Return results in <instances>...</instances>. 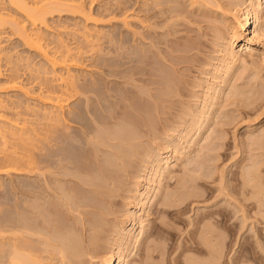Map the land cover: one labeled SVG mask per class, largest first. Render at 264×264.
<instances>
[{
    "label": "rangeland",
    "instance_id": "1",
    "mask_svg": "<svg viewBox=\"0 0 264 264\" xmlns=\"http://www.w3.org/2000/svg\"><path fill=\"white\" fill-rule=\"evenodd\" d=\"M149 1L151 0H93V2H91V0H85V6L88 11L87 15L90 13L92 14L90 18L96 21L95 25L97 26L93 25L94 22L90 20L85 22L81 18V16L78 14L73 15L71 13H65L66 15L61 16L58 14L56 15V13H54L53 16L51 15L47 16L48 18H47V22L45 23V25L36 27L38 29L36 30V32H40L43 35H47V38H49V40L42 39L41 43L44 44V46L48 45L50 41L53 42L52 44L48 45V50L50 52H55L54 50L56 47H53V46L57 39H61L64 43L68 44L70 48H74L77 46L84 47L83 50L79 49L80 50L79 54L78 53L74 54L78 58V60L80 59V62L77 64V67H71V70H72L71 73L75 74V72L73 71H76V75L79 74L80 76L82 75L83 77L87 76L86 78L88 80L89 78L90 80L92 79L91 81H93L95 85L93 82L91 83L94 88L96 89L98 88L97 90H100L101 88H103V86L105 87L106 84H110L109 85L110 88H112V86L115 88L116 87L115 85L119 83L116 88L118 89L120 87L119 90H115L114 92L109 91L111 94H113V96H115L114 94H116V92H117L116 95H119V93L121 94L120 89H123L121 87H125L123 84L124 82L120 84L121 79L116 80L115 78V80H112L113 78L110 79V77H105L104 79L105 81L102 78L100 79L96 75V70L100 69L99 65H102V64L110 65L109 64L110 62L108 63L107 61L110 59H111L110 61L115 59V61L118 60L116 61V64L118 62L120 63L118 64L119 68H132L133 67L132 65H134V63L136 64L137 67L141 66L139 62L140 56H141V54H139L140 53L139 50L143 48L142 43H141L143 40L142 34H144V32L147 31L149 32V42L152 48L150 55L152 56L154 60V64L152 65V67L155 70L160 69V66H162V64L158 61L159 58H157L156 55L154 54L155 52L158 53L159 50L156 51L155 47L156 49L158 48L160 50L161 49L167 50L165 48L166 47L165 44H163L162 42L165 43L169 41L168 40L169 38L170 40H173V38L175 37L173 40L175 42H177V40L180 41V39L181 40L186 39V41L189 39L188 42L183 40L189 45V48H188V45H187V48L185 47V44L183 41L181 42H183L185 48L183 47V44H181V42H177V45L179 47L184 48V49L182 48L183 50L185 51L188 50L187 51L188 54L186 53L187 57H185L186 61L183 60V62L185 61L184 63L188 62V64L183 63L186 66H184L183 64L179 66L181 68L184 66L182 68L184 70L180 68V70L182 71H180V74L177 72L179 75L176 73L174 77L172 75V72H170L171 71L170 69L166 71L168 67L164 65L161 67L162 69L163 67H166V69L164 68L163 71L168 72V74L174 77L175 80L178 79L176 81H179V83L182 81L180 83V88H182L183 86V89L180 90V93L177 94V97H180V100L179 98L176 97V101H177L176 103L178 105L174 103L173 104L174 106L173 105L171 106V108L172 107L174 108H172V110L168 109L170 110V112L168 113H171V114L166 113L167 115L164 114L165 117L163 115L161 116L163 117V120L160 116L150 117L149 122L151 126H148L146 128H143L141 125H139L140 120L137 117L135 118L132 117L130 119L131 122L133 121V125H136V126L138 125L139 127L138 130L141 135L140 137V135L138 134L140 138H138L139 140H137L136 143L134 144L136 147L133 146V150L136 148V150L134 151L135 152L137 151L138 154L136 155L138 156H136V159H135V156H133V158L131 157L132 160H135L136 162H138V163L136 162L134 163L133 161L132 163H134L133 164L134 166L136 165L135 174L137 173L136 175L133 174L135 175L133 176V178L135 177L134 179L135 180L138 179L139 181L134 182L133 178L129 179L131 181H128L129 183L127 182V184L125 183V185L128 187H124V188H122L123 187V184H122L121 185L122 187L120 188H122L123 190L120 189L119 192L123 194V192L125 191V193L127 194H123L122 196V194L120 195L119 193V197L129 196L128 192L130 195L134 194L135 184L143 180V178H145L146 176H149L152 164L153 165L155 164L153 162L154 158L152 156H154L156 152L160 153L161 157H164L166 155H169L171 150L175 149L176 147L177 148L180 147L179 149L183 153L182 157L183 156L184 157L182 158V160L180 158L179 161L177 162L174 161L175 163L172 162L169 166L170 170L168 169L169 172L167 171V173H165L166 175L161 180V186L159 187L158 193H157L158 199L156 198L153 203L151 202L152 204L151 206H154L155 210L152 209L153 207L150 208L151 210L149 208L146 209V212L152 211L153 214L151 213V215H149L146 212L138 213V215L141 214L140 217L144 219L142 220V223H144L143 225L149 226L150 224L149 227L147 228L145 227L144 229L153 227L150 229H154L153 231H155L154 237H153L154 239H152V237L151 239L145 238L146 236L145 233L142 235L140 234L141 236L138 235L136 244L133 243V245L129 247L128 252H126L127 259L129 261V262L127 261L126 264H169V263L170 264L171 263L172 264H203V263L210 264V262L214 263V261L216 260L218 264H264V220H263L264 218L263 217L264 216V188L263 189L261 188V191L259 188L262 186L264 187V184H263L264 183V45H262L263 43H258L256 45L257 52L255 53V56L257 55L256 56L257 59L255 58V56H253V58L250 59L240 54L242 55L241 56L242 60L239 61L240 63L237 62L235 64L236 66L235 65L233 66V68L229 72V75H227L226 78L224 76L221 77V75H219L220 76L219 78V76L216 74V71L223 68V65H224V63H222L223 61L220 56L221 55L220 50H222L223 46L225 45V43L223 45V42H226V41H221V40H224L222 36L224 35L225 31H227L229 34V32L232 31V28L234 27L236 29L238 28V24L234 25L237 22L232 18L234 15L240 16V14L242 15L246 13L252 0H248L249 3L247 0H241V1L240 0H200V1L198 0H194V1L177 0L178 2L177 1L175 2V0H170L171 2L174 1L172 2V4H170L171 6L170 8L172 9V12L173 13L174 11L176 12L175 13L176 15L174 14L175 15L174 18L172 17L173 14L171 13V9L168 6L163 7V8L162 6L155 8L153 7L152 3ZM200 2H203V3H200ZM234 2H235V5H233ZM253 2H255V0H253ZM261 2H263V0H261ZM143 4H145V6ZM149 4L151 7L149 6ZM117 5L127 8V10L124 12L123 15L119 14L116 11L118 8ZM233 6L235 10L233 8L231 9V7ZM145 7H146V10H145ZM179 7L181 8L180 11L184 10L182 11L181 16L176 11L179 9ZM219 7L225 11L223 12ZM148 8L151 11H153L151 12L152 15ZM159 8L162 11L170 10L169 12L171 14L167 12L168 14L166 13L165 14L168 16L165 15L166 16L165 17L164 12H162L161 14L160 12L161 10ZM142 10L144 12H142ZM229 10L231 11L233 10V12L229 13ZM240 10H243L244 12ZM227 11L230 15H228V13L226 15ZM0 12L7 13L8 18H9L8 20L10 21L9 23L5 24L4 29H2V31L4 32L3 37H4V44H5L4 53L9 55L10 60L12 61V64H10V66L11 65L14 66V64L18 65L19 69L17 70L16 73L20 75V81L22 82L23 84L22 86L24 87L23 91H27L29 93V95H25L22 91H18V90L15 91V90H10V89L5 88V86L7 85L6 79L11 74V70H10V66L6 65V61L3 60L1 62L2 67H1V76H0V100L8 104L9 109L11 108L10 110L4 112L3 116L5 118H9V119L16 121L21 128H24L23 129V139L28 141V128L36 127L38 129H41L43 126L42 124L43 121L42 120L40 121V118H37V116L35 115L36 113L30 110L35 108L39 111H43V110L48 109L49 106L42 103L39 100V98L32 97L31 94H35L36 87L33 85L28 87V85H26L28 84L26 70L30 68L38 69L42 67L43 69H46L48 70V72H50L49 76L52 78L55 76V73L51 70L49 63L45 60L44 56L41 53H39L38 49L36 47H29L28 43L25 42L24 39L20 36V34L16 31L14 27V24L16 23H19V26L24 25L28 28V22L25 21L23 14L11 8L8 5V3L5 2V0H0ZM97 12H101L103 15L98 16ZM183 12H184V15H183ZM154 13L156 14L158 13V16ZM145 14H147V16ZM154 15H155V18H154ZM169 15H171V17L174 20H171L172 18ZM177 15H179L180 17L178 16L179 17L178 18ZM156 16L159 18H157ZM166 18L167 20L171 18L170 19L171 21L169 20L171 24L170 27H169L170 24L169 22H167ZM123 19H125V21H123ZM155 19H156V22L159 21L160 23L159 22L156 23ZM243 20H244V16L240 17V21L243 22ZM162 22H164V24ZM263 22L261 23V27L263 26L264 28ZM165 23L167 24V26ZM155 26H157V28ZM164 27L167 29V32H166V29H164ZM29 28H32V26H29ZM172 28L174 31L177 32L176 34L172 30ZM168 30L172 32L170 33ZM165 32L167 33V35H165L166 34ZM100 34L102 37L98 38ZM173 34L175 35L174 37H173ZM168 35L170 37H168L167 39ZM112 36H114L115 39ZM160 36H163V37H160ZM176 37L178 38L176 39ZM123 38L124 39L126 38L127 40L125 39V41H128V42H125V44H122L124 43ZM155 38L156 39L158 38L160 40L162 39V40L158 41V39L156 40ZM85 39H90L92 43L90 45H87L85 42ZM154 39L156 40V45L154 44L155 43ZM191 41H195L196 43L194 44V42H191ZM160 42L161 44H163L162 45L163 48L160 47ZM191 43H192V47L193 48L195 47L194 49L196 51L191 48V45H190ZM196 44H198V47ZM199 44H200V47H199ZM238 44L240 45L242 43H238ZM238 44L235 45L237 48L236 50L240 48ZM191 49L193 51L189 52ZM72 52H76V51H72ZM126 54H129L127 56L128 58L131 57V60L135 57L134 58L135 62L134 60L132 61L130 60L129 62L127 57H123L124 55L126 56ZM188 55L189 57L190 56L191 57L189 58ZM136 58H138L139 60ZM187 59H191V60L189 61ZM137 60L139 62V65H138ZM250 60L252 61L254 60L257 64L251 65L250 67L248 65L250 63ZM257 60L258 61L260 60L261 62L259 61L258 63ZM189 62H191V64ZM112 64L113 63L111 62V65H110L111 67L113 66ZM242 64H245V65H242ZM259 64H260V67H259L260 70L257 68ZM118 65L116 67H118ZM113 67H115V63ZM75 68H78V69H75ZM132 71L136 72V70H132ZM135 72H132V73H135ZM231 72L233 73V75ZM61 73H64V71H62ZM257 74H259V76ZM136 75H138L137 72L135 73L134 76ZM215 75L216 77H214ZM134 76L133 78H131V81L135 79L137 80L133 81V83L132 82H129V83L130 84L132 83V85L134 84L133 87H136L134 89H137L140 87L139 90L137 89V91L133 89L134 91H136L137 94H139L142 88V83L139 80L140 75L137 76L139 78L137 77L135 78ZM179 76H181L180 78L182 80L179 79ZM229 77H230V80H229ZM138 80L140 81L139 83L141 84L137 82ZM217 83H218V86H217ZM222 83L223 84L226 83L227 87L228 88L230 87V89L228 88L226 89V87L223 88V92L220 94L221 97L220 98L217 97L216 99L211 100L214 103L212 102L210 103L212 110L210 109L211 113L209 114L210 116H208V120H206V122H203V125L201 128L202 130H200L202 132H200V134H192V132H190L191 134L189 133L186 136V138L180 141V137L184 136L183 131L185 133V131L190 130V128L193 127V122L196 120L195 118L197 117L199 111L201 110L200 108H202L203 106L201 102L206 97L205 93L208 94L207 91H209L210 85H212L211 87H213V85L214 86L216 85L217 88L220 85L219 88H221L223 86ZM102 84H105V85H102ZM130 84L126 86L129 87L131 86ZM181 84H184V85H181ZM188 85H191V86H188ZM250 88L251 90H249ZM225 89H226V92H225ZM156 92L158 93V91ZM235 94H237L238 96L239 94H241V96L237 97V95ZM222 95L224 96L222 97ZM231 97L234 99L232 100ZM102 100L103 102L104 101L106 102V105L105 104L104 105L108 106L112 110V113H113L114 108L109 106L110 104L107 103L108 100L106 99H102ZM109 100L114 101V99L112 98ZM136 100L137 98L134 99V103L138 102ZM134 103L133 105L135 106V108H137V106L140 107L139 102L138 104L136 103L137 105ZM76 105H77V102H73L69 106L68 109L71 111L75 110ZM198 106H199V109H198ZM179 112H180V115H179ZM189 112L191 113V116ZM129 118L130 117H128L127 121H124V123L130 122ZM29 122H31V124H29ZM32 122H37L38 125L37 124L32 125ZM124 123H122V125ZM125 124L127 125L128 123H125ZM129 124L131 125V123ZM70 125L76 127L75 129L79 127L77 124H73V123H71ZM114 126L115 124L109 127L112 129V127L114 128ZM118 126L119 125H116L115 128L116 127L118 128ZM105 127H108V126H105ZM105 127L102 126L100 128L103 130ZM140 127H142V130H141L142 133L140 131L141 129ZM5 128L8 129L9 126L5 125ZM72 130L74 129H71V131ZM138 130L136 129V131L134 132L136 133ZM138 135L136 136L138 137ZM213 138L214 140H212ZM13 142L15 141H11V138H9L8 136L3 137V135L0 134V162L2 158L9 151H14L16 156L18 157L21 155H24L25 152L22 150L21 146H14L12 145ZM175 142L177 143L176 144L177 146L174 145ZM167 145H170V146H167ZM103 149L104 150L108 149V151L110 150L109 148H105V147ZM103 149L101 150L104 151ZM106 150L104 152L105 156L103 155V157L110 158L111 160L113 156H111L110 154L106 156L107 153H110V151L106 153ZM111 151L114 152L113 150ZM168 151H169V154H168ZM99 152L98 154L100 155ZM100 157L102 158V152H101ZM113 160L115 161V157H113L112 161ZM259 166L260 167L262 166L261 167L262 169ZM252 167L254 169L256 168L257 172H256V169L254 171ZM201 170H203L204 172L203 171L201 172ZM250 172L253 173V175ZM203 174L204 176H201ZM255 174H256V177H254ZM257 174L260 176L259 178H257L258 177ZM191 175L193 176L195 175V176L193 177ZM198 175H200L201 177ZM28 176H29L28 168L21 169L14 174H9V175L0 174V223H1L0 224V249L1 250L5 249L3 250L4 254L6 253L8 254L9 250H11L10 252H12V248L15 247V245L17 246L20 245L23 248L21 253L28 257V229H27L28 228V180H29ZM171 176H172V180L170 181L168 178L171 179ZM252 176L254 179L252 178ZM193 178L195 179L194 180L195 182H193ZM256 178H257V181L255 180ZM250 179H252V181ZM259 179L261 181H258ZM173 181L176 185L173 183ZM182 181L184 182V186L187 185V187H184L181 184L183 183ZM179 183L181 185H179ZM252 183L253 185H255V183H260L261 185L256 184L254 188ZM132 184L134 186H132ZM167 184H170V185L166 187ZM188 184L191 186V188ZM180 186L181 187L183 186V187L181 188ZM188 186L190 190L188 189ZM257 187L259 190L257 189ZM125 188H127L126 190H129L128 188H131L133 190L131 189L130 190L133 192H130V191L126 192ZM169 188H171V190H169ZM173 188L175 190L181 189V191L172 190ZM183 188H186L185 191H182ZM167 190H169L170 192L173 191V194H175L176 196V197L174 196L175 199L173 198L174 199L173 202L175 204L172 202V204H174L175 207L173 205L174 208L173 207L170 209L164 208L167 211L168 215H159L157 213V209L163 208L162 206H160V203H161L162 197L167 193ZM258 191H260V193H258ZM182 193L184 195L186 193V195L185 196L181 195ZM256 193H258L259 195ZM187 194H188V197H187ZM119 197L117 198L115 197L116 202L122 199V197L118 199ZM176 198L177 200L179 199L180 201L179 200L177 201ZM123 199L118 204L114 202L117 204V207L116 205L113 204L112 207L110 208L113 214L112 216L110 215L107 217L109 219L108 222L110 221V224H111V225L106 224L107 226L111 227L114 224H116L115 225L116 227L118 223L120 224L121 222L126 220L125 215L127 214L126 212L129 211L128 209L130 210L133 209L132 207L128 205L129 201L125 198ZM183 199H184V202H183ZM113 201H115L114 198H113ZM126 201L127 203H125ZM177 202L179 203L178 206L176 204ZM182 203L183 205L186 204V206H183ZM180 204L181 206H179ZM184 207H186V209ZM181 209L184 211V214L182 213ZM76 214L77 213H74V216ZM146 214L147 216H145ZM206 214L209 217L205 216ZM76 216H78V218H76ZM76 216H75L76 220L79 221V217L81 218V216H79V214H77ZM93 216H90V217H93ZM203 216H205L208 220ZM212 216H214V218ZM95 217H98V216L95 215L94 218ZM110 217L111 218L113 217L116 220L115 219L113 220ZM211 219L212 220L216 219L218 221L216 220L212 221ZM150 221L152 223H150ZM198 222L199 223L201 222V223L199 224ZM212 223L216 224V227ZM212 225H213L214 232H217L216 236L220 237L219 238L220 242L223 241L220 243L221 246L219 245V243H216V244L213 243L212 241L213 238H210V237H215L213 235L214 234L213 229L210 230L211 228L210 226ZM107 226L105 227L107 228L108 234L105 233L106 235L105 240L106 241L108 240L109 245L113 246L112 243L114 242L112 238H114V236L116 235L115 233H117L114 231L116 230V228L113 226L112 230L109 229L110 231L109 232L108 228L110 227H107ZM144 231H147V230H144ZM211 231L213 232L212 236L210 234ZM85 232H86L85 235H88L89 233H91V231L90 232L85 231ZM185 239L186 241H188L186 242V244L184 241ZM148 240L150 241L152 240V242H154L158 247L164 248L165 254H160L159 250H155L156 252L155 251L152 252L153 249L148 251V248L145 247L146 245L150 244V241ZM209 240H211V243L209 242ZM189 241L191 242L189 243ZM106 243H103L104 245L102 244L104 248L102 247L100 250H98L99 252H97V254H94L96 256L99 255L98 257H94V255H92L91 253H88V254L85 253L84 256H82V261L80 262V264H84V262L85 264H101V262L104 261L107 257L106 255H104V253H107L108 250H110V248H114V247H110ZM183 243L188 248H185ZM213 244H214V248H216L215 246L218 245L219 248H216V249L221 250L222 253L221 251H217L219 253L218 254L216 253V250L214 249L213 253L215 252V254H211L212 249H213V248L211 249V247L213 246ZM7 245H9L10 247ZM108 246L109 248H107ZM157 253H159L160 256H157ZM209 254L211 255V258ZM216 254L217 256H215ZM44 255L45 257H47L46 254ZM212 255L217 257V259L215 260L214 256ZM218 255H219V260H218ZM55 256L57 255L55 254ZM55 256L53 255L51 256V258H47L49 259V261L47 260V264L49 262H50L49 264H61V260L59 259V257L58 259L60 260V262L58 259H54ZM102 256H106V257L103 258ZM52 257L54 260H51ZM241 258H242V261H240ZM210 259L212 260L210 261ZM195 262H198V263H195ZM7 263H8V259L6 258L2 260L0 259V264H7ZM45 264H46V260H45Z\"/></svg>",
    "mask_w": 264,
    "mask_h": 264
},
{
    "label": "bare ground",
    "instance_id": "2",
    "mask_svg": "<svg viewBox=\"0 0 264 264\" xmlns=\"http://www.w3.org/2000/svg\"><path fill=\"white\" fill-rule=\"evenodd\" d=\"M176 1L177 0H175V2ZM192 1H194V0H192ZM198 1H200V0H198ZM5 2H7L8 5L11 8H13L15 11H18V12L23 14L25 21L28 22V28L24 25L19 26V23H16V24H14L16 31L20 34V36L24 39V41L28 43L29 47H36L38 49L39 53H41L44 56L45 60L49 63V66L51 67V70L55 73V76L53 78L50 77L49 76L50 72H48V70H46V69H43L42 67H40L38 69L30 68V69L26 70L27 80H28V82H27L28 84H26V85H28V87H30L31 85L36 87L35 94H31L32 97L39 98V100L42 103L49 106L48 109L43 110V111H39L35 108H33V109L30 108L31 110L28 109L30 111L35 112L36 113L35 115L37 116V118H40V121L41 120L43 121L42 122L43 126L41 129H38L36 127L35 128L34 127L28 128V141L23 139V129L24 128H21L16 121L9 119V118H5L3 116V113L10 110L11 108L9 109L8 104H6L2 100H0V134H2L3 137L8 136L9 138H11V141H15L12 143V145L21 146L22 150L25 152L24 155H21L18 157V156H16L14 151H9L2 158V160L0 162V174H7V175L14 174L21 169L28 168V175H29L28 176V179H29L28 180V228H27L28 229V257L21 253L23 248L20 245H18V246L15 245V247L11 246V247H13L12 252H10L11 250H9L8 254L3 253V250H5V249H2V250L0 249V259L1 260L4 258L8 259L7 264H45V260H46V264H47V260L49 261V259H47V258H51V256H53V255L55 256V254H56L57 256H55V257H57V258L54 257V259H58V257H59V259L61 260V264H80V262L82 261V256H84L85 253L86 254L91 253L92 255L97 254V252H99L98 250H100L103 247V245H104L103 243H106L108 241V240L107 241L105 240V238H106L105 233L108 234L107 228L105 226L111 225L110 221L108 222L109 219L107 218L108 216H110V215L112 216V214H113L110 208L112 207L113 204L116 205V207H117V204L123 198H125L129 201L128 205L130 207H132L133 209H131V210L128 209L129 211L126 212L127 214L125 215L126 216L125 221L121 222L120 224L118 223L116 227H115L116 224H114V225L112 224L116 228V230L113 229L115 232H117V233H115L116 237L114 236V238H112L113 242H114V243H112L113 246L109 245V241L106 244H108L110 247H114V248H110V250H108L107 253H104V255H106L107 257L102 256L103 258L106 257V259L104 261H102L101 264H126L128 261L126 252H128L129 247H131V245H133V243L136 244V242H137L136 240H137L138 235L141 236L142 234L145 233L146 234L145 238L151 239V237H152V239H154L153 237H154L155 231H153L154 229H150L153 227L148 228L149 230L144 229L145 227L146 228L149 227L150 224L147 222L149 224V226L143 225L144 223H142V220H144V219L142 217H140L141 214L138 215V213H140V212L145 213L146 209H148V208L150 209L152 207H153L152 209L155 208L154 206H151L152 205L151 202L153 203L154 200L157 198L158 189L161 186V180L166 175L165 173H167L168 169L170 170V168H169L170 164L172 162L175 163V162L179 161L180 158L182 160V158L184 157V156L182 157L183 153L180 151V149H179L180 147H178V148L176 147L175 149L171 150L170 154L168 151L169 155H166V156L163 155L164 157H161V154L156 152V154L154 156H152L154 158L153 162L155 164L154 165L152 164L149 176H146L145 178L142 177L143 180L140 179L141 181L137 182L135 184V188H134L135 193L134 194L130 195L128 192L129 196L122 197L123 194H127V193H125V191H124L122 194L119 192V190L124 188V187H128L125 185V183L127 184L128 181H131L129 179H132L133 176H135L137 174V173L135 174L136 165L135 166L133 165L136 161L132 160V158H133V156H135V159H136V156H138L136 154H138V153H137V151L136 152L134 151V150H136V148L133 150V146L136 147L134 144L136 143L137 140H139L138 138L141 137L140 132L138 130L139 129L138 125L137 126L133 125V121L131 122L130 119L132 117H134V118L137 117L140 120L139 125H141L143 128H146L148 126H151V124L149 122L150 117H153V116L154 117H159V116L161 117L162 115L165 117V115H167L166 113L170 112V110H168V109L172 110V108H174V107L171 108V106L174 103L177 104L176 103L177 102L176 97H177V94L180 93V90L183 89V86H182V88H180V83L182 81L179 83V81H176L178 79L175 80L174 77H175V74L177 72L180 74V71L184 70V69H182L184 66H186L184 64H188V62L184 63L186 61L185 57H187L186 53L188 54V52H187L188 50L185 51L183 49L185 47L187 48L188 44L186 42H188L189 39L187 41H186V39H182V40L180 39V41L177 40V42H181L183 40L186 41V42L183 41L185 44V47H184L183 42H181V44H183V47H184V48L182 47L183 48L182 49L181 47H179L177 45V42L173 41L175 38L174 37L175 35L173 34V37H174V38L172 37L173 40H170V38L168 39V37H170L168 35L167 39L169 41H167L165 43L162 42L163 44H165V46H166L165 48L167 50H164V49L160 50L158 48L156 49V47H155L156 51L159 50L158 53H156V52L154 53L156 55V57L160 59V60L158 59V61L162 64V66L164 65V66L168 67V69H166V67H163V69H162L161 68L162 66H160V69L162 71L160 69L155 70L152 67V65L154 64V60H153L152 56L150 55L152 48H151L150 42H149V32H147V31H145L144 34H142L143 40L141 43H142L143 48L141 50H139V52H140L139 54H141L140 61H139L141 66L137 67L136 64L134 63L135 67H134V65H132L133 67L130 66L132 68H119L118 64H120V63L118 62L116 64V61H118V60L115 61L114 58H113L114 60L110 61L111 60L110 59L107 62L108 63L110 62L109 63L110 65L112 62L113 66L115 63V67H113V66L111 67L110 65H104V64L99 65L100 69L96 70V75L100 79L102 78L104 80L105 77H110V79L113 78L112 80H115V78H116V80L121 79L120 84H122V82H124L123 84L125 87H121L123 89H120V91H121V94L119 93L120 96L116 95L117 92H116V94H114L115 96H113V94H111L110 92H114L115 90H119L120 87L118 89H116L117 85L119 84L118 82H117L118 84L115 85L116 86L115 88L113 86H112V88H110L109 87L110 84H106V85L102 84V85H105V87L103 86V88H101L100 90H97L98 88L97 89L94 88L92 83H91V82H93V81H91L92 79L90 80V78H89V80H90L89 81L86 78L87 76L83 77L82 75L80 76L78 73H77L78 75H76V71H73V72H75V74L71 73V71H72L71 67H77V64L80 62V59L78 60V58L74 54L75 53L79 54V52H80L79 49L83 50L84 47L77 46L74 48H70L68 46V44L64 43L61 39H57L56 42L54 43V46H53V47H56L54 50L55 52H50L48 50V45L52 44L53 42L50 41L48 43V45L44 46V44L41 43L42 39L49 40V38H47V35H43L40 32H36V30H38L36 27L45 25V23L47 22V18H48L47 16H50V15L53 16L54 13H56V15L58 14L61 16L66 15L65 13H71L73 15L78 14L81 16V18L85 22L90 20V21L94 22L93 25H95L96 21L90 18V16L92 14L90 13L87 15L88 11H87V8L85 6V0H5ZM91 2H93V0H91ZM149 2H151L153 7H155V8H158L160 6H162V8L167 7V6L170 8L171 7L170 4H172V2H174V1L171 2L170 0H151ZM200 3H203V2H200ZM248 3H249V1H248ZM147 4H146V6H147ZM143 5L145 6V4H143ZM233 5H235V2ZM149 6H150V4H149ZM117 7L118 8L116 11L122 15L127 10V8L121 7L120 5H117ZM236 7H237V5H236ZM232 8L234 9V6L231 7V9ZM180 9L181 8L179 7V9H178L179 11L178 10H176V11L181 16L182 11H184V10L180 11ZM263 9H264V0H263V2H261V0H255V2H253V0H252L248 10L247 11L245 10L246 13H244L242 15L240 14V16H236L234 14H233L234 16L231 15V16H233L232 19H234L237 22L234 25L238 24V28L236 29L233 26L236 30L234 28H232V31L229 32V34L227 31H225L224 35L222 36V38L224 40H221V41H226V42H223V45H224V43H225V45L223 46L222 50H220L221 51L220 56H221V59L223 61L222 63H224V65H223V68H221L220 70H217L218 68L216 69L217 70L216 74L218 76L221 75V77L224 76L226 78V76L229 75V72L231 71L233 66L237 62L242 60V57H241L242 55L252 59L253 56H255V53L257 52L256 51L257 50L256 45L258 43H263L262 45H264V28H263V26L261 27V23L264 21ZM91 10H92V8H91ZM143 10H142V12H144ZM145 10H146V7H145ZM153 10H154V8H153ZM89 11H90V9H89ZM169 11L170 10H168V11H162L161 10L160 12H161V14H162V12H164V16L168 13L169 14L172 13L173 14L172 17L174 18V16L176 15L175 14L176 12L173 10L174 11V13H173L172 9H171V13ZM222 11L224 12L225 10H222ZM240 11H243V10H240ZM151 12H153V11L150 10V13ZM180 12H181V14H180ZM230 12H233V10L232 11L229 10V13ZM158 13L157 14L154 13V14H156L158 16ZM227 13H228V11L226 12V15H227ZM229 13H228V15H230ZM97 14H98V16L103 15L101 12H97ZM145 15L147 16V14H145ZM151 15H152V13H151ZM179 15H177V17ZM183 15H184V12H183ZM166 16H168V15H166ZM169 16L171 17V15H169ZM242 16H244L243 22H241L242 20L240 21V17H242ZM154 18H155V15H154ZM157 18H159V17H157ZM173 18L171 20H174ZM8 19L9 18H8L7 13L0 12V76H1V67H2L1 62L3 60H5L6 65L10 66V64H12V61L10 60L9 55L4 53L5 52V47H4L5 44H4V37H3L4 32L2 31V29H4V25L10 22ZM170 19L167 20V18H166V20H167V22H169V24L171 21ZM241 19H243V18H241ZM157 20H159V19H157ZM123 21H125V19H123ZM155 22H156V19H155ZM158 22H156V23H158ZM162 23L164 24V22H162ZM29 26H32V28H29ZM95 26H97V25H95ZM166 26H167V24H166ZM170 26H171V24L169 25V27ZM172 26H174V25H172ZM231 26H232V24H231ZM155 27L157 28V26H155ZM165 27H164V29H166ZM223 27H224V25H223ZM225 29H227V28H225ZM172 30H173V28H172ZM33 31H35V32H33ZM156 31H157V29H156ZM166 32H167V29H166ZM174 33L176 34L177 32L174 31ZM165 35H167V33ZM88 36H90V35H88ZM100 37H102L101 34H100V36H98V38H100ZM112 37L114 38V36H112ZM160 37H163V36H160ZM119 38H120V36H119ZM177 38L178 37H176V39ZM125 39L123 41L124 43H122V44H125V42H128V41H125ZM191 39H193V38H191ZM219 39H220V37H219ZM156 40L154 43L155 45H156ZM159 40L160 39H158V41ZM164 41H166V40H164ZM85 42L87 45H90L92 43V41H90V39H85ZM191 42H194V44L196 43L195 41H191ZM238 43H242V44L239 45ZM158 44H159V42H158ZM163 44H161V42H160L161 48H163L162 47ZM174 44H176V45H174ZM237 44L240 46V48L238 50H236L237 48L235 46ZM190 45H191L192 49L195 48V47L194 48L192 47V43ZM196 45L198 47V44H196ZM158 47H159V45H158ZM199 47H200V44H199ZM188 48H189V45H188ZM192 49L189 52L193 51ZM72 51H76V52H72ZM183 54L186 56H184ZM240 54H242V55H240ZM127 55H129V54H126V56L124 55L123 57L128 58ZM256 56H255V58H256ZM188 57H189V55H188ZM134 58L132 60H134ZM136 59H138V58H136ZM256 59H255V61H256ZM128 60L130 62L131 57L128 58ZM138 60H137V62H138ZM183 60H185V61L183 62ZM187 60L190 61L191 59H187ZM246 60H247V58H246ZM246 60H245V62H246ZM255 61L250 60V63L248 62L249 63L248 65L251 67V65L257 64ZM259 61H258V63H259ZM134 62H135V60H134ZM139 62H138V65H139ZM126 63H128V62H126ZM189 63L191 64V62H189ZM131 64H132V62H131ZM181 64L184 65L182 68L179 67ZM220 64H221V62H220ZM245 64H242V65H245ZM117 65H118V67H116ZM248 65H246V66H248ZM259 67H260V64L257 68L259 69ZM164 68L166 69V71H168L170 69L171 70L170 72H172V75L174 77L170 76L168 74V72H166V71H165L166 72L165 73L163 71ZM180 68L182 70H180ZM18 69H19L18 65L14 64V66L13 65L10 66L11 74L6 79L7 85L5 86V88L10 89V90H15V91H17V90L22 91L25 95H29V93L27 91H23L24 87L22 86L23 84L20 81V75H18L16 73ZM75 69H78V68H75ZM132 70H136L137 74L140 75L139 80L142 83V88H141V92L139 94H137L136 91H137V89L139 90L140 87L137 89H134L136 87H133L134 84L132 85L133 81L137 80V79H135V80L131 81V78H133V76L136 73L135 71H132ZM248 70H250V69H248ZM62 71H64V73H61ZM131 71L135 72V73H132ZM183 73H184V71H183ZM138 75H136L134 77L136 78ZM232 75H233V73H232ZM257 75L259 76V74H257ZM180 77L181 76H179V79H181ZM214 77H216V75ZM137 78H139V77H137ZM219 78H220V76H219ZM139 80L137 81L138 83L140 82ZM229 80H230V77H229ZM237 80H238V78H237ZM218 81H219V79H218ZM129 82H132V83L130 84ZM221 82H223V81H221ZM141 83H139V84H141ZM227 83H229V82H227ZM128 84H130L131 86L127 87L126 85H128ZM94 85H95V83H94ZM181 85H184V84H181ZM247 85H249V84H247ZM135 86H136V84H135ZM188 86H191V85H188ZM211 86L212 85H210L209 91L206 90L208 92V94L205 93L206 97L204 99L202 98L203 101L201 100L202 101L201 103L203 106H202V108H200L201 110L199 111L198 115L196 114L197 117L195 118L196 120L193 122V127L190 128V130L185 131V133L183 131L184 136L183 137L181 136L182 138L180 137V141L183 140L184 138H186V136L190 132H192V134H200V132H202L200 130H202L201 128H202L203 122H206V120H208V116H210L209 114L211 113L210 111L212 110V107L210 104L212 102L211 100H214L217 97L220 98L221 97L220 94L223 92V88H225V87H226V89L228 88L226 83H224L223 86L221 85L222 86L221 88H219L220 85L218 88L216 87V85L215 86L213 85V87H211ZM217 86H218V83H217ZM252 87H253V85H252ZM133 89L136 91H134ZM207 89H208V87H207ZM226 89H225V92H226ZM228 89H230V87ZM249 90H251V88ZM156 91H158V93ZM252 91H253V89H252ZM246 92H247V90H246ZM238 93H240V92H238ZM248 93H250V92H248ZM235 95H237V94H235ZM242 95H243V93H242ZM110 96L112 99H114V101L109 100V99H111ZM178 96H180V95H178ZM181 96H183V95H181ZM223 96L224 95H222V97ZM232 96H234V95H232ZM240 96H241V94H239V96L237 95V97H240ZM135 97L137 98L136 101H138L140 103V105H139L140 107L137 106V108H135V106L133 105L134 99H136ZM177 98H179V100H180V97H177ZM190 98H192V97H190ZM102 99L108 100L107 103L110 104L109 106L114 108V109L112 108L114 110L113 113H112V110L108 106H105L106 102L104 101L105 102L104 103ZM233 99L234 98H232V100ZM234 101H236V100H234ZM234 101H233V103H234ZM73 102H77V105H76V109L71 111L68 108ZM125 102H127V103H125ZM138 102H136V103L138 104ZM136 103H134V104H136ZM212 103H214V102H212ZM216 104H218V103H216ZM179 106H180V104H179ZM199 106H198V109H199ZM138 108H140V109H138ZM166 110H168V111H166ZM168 114H171V113H168ZM176 114H177V112H176ZM179 115H180V112H179ZM190 116H191V113H190ZM128 117H130L129 118L130 122H125V123H128L126 125L124 123V121H127ZM161 118L163 120V117H161ZM161 118H160V120H161ZM132 120H134V119H132ZM166 120H167V118H166ZM71 123L77 124L79 127L77 129H75L76 127L70 125ZM122 123H124L126 126L124 124H123L124 125L123 126ZM129 123H131V125ZM29 124H31V122H29ZM36 124L38 125L37 122H32V125H36ZM111 124L112 125L115 124V126L116 125H119V126H118V128L117 127L115 128V126H114V128L112 127V129H111L110 128L112 126ZM5 125H8L9 128L6 129ZM102 126L103 127H105V126L109 127L110 126V127L109 128L105 127L107 129L104 128L102 130L100 128ZM204 126H203V128H204ZM142 127H140L141 128L140 131L142 130ZM69 129H70V131H69ZM71 129H74V130L71 131ZM136 129L138 130L137 132H139V133L136 132L137 134L134 132V131H136ZM143 131H145V130H143ZM163 131H164V129H163ZM141 133H142V131H141ZM135 134L136 135L139 134L140 137H139V135L137 137ZM194 140H196V139H194ZM212 140H214V138ZM172 141H173V139H172ZM17 142H18V144H17ZM185 142H187V141H185ZM185 142H184V144H185ZM255 142H257V141H255ZM176 144L177 143L175 142L174 145H176ZM167 146H170V145H167ZM104 147L110 149L109 150L110 153H107L109 151H108V149L107 150L105 149L106 153H107L106 156H108V154H110L111 156L115 157V161L114 160L112 161L113 157L111 160H110V158L103 157V155L105 156V153H104L105 150L103 149ZM188 147H189V145H188ZM188 147H186V148H188ZM131 148H132V150H131ZM101 149H103L104 151H102ZM111 150H113L114 152H112ZM98 152L100 153V155L102 152V158L100 157ZM103 158H105V159H103ZM130 158H131V160H130ZM133 161H134V163H132ZM136 163H138V162H136ZM139 167H140V165H139ZM255 169H254V171H255ZM202 171L203 170H201V172ZM201 172H200V174H201ZM251 172H252V170H251ZM256 172H257V169H256ZM133 174H135V175H133ZM251 174L253 175V173H251ZM191 176H193V175H191ZM191 176H190V178H191ZM198 176H200V175H198ZM201 176H204V174ZM206 176H208V175H206ZM29 177H31V178H29ZM254 177H256V174L254 175ZM259 177L260 176L258 175L257 178H259ZM134 178H133L134 182L139 181L138 179L135 180ZM243 178H245V177H243ZM252 178H253V176H252ZM257 178L255 179L256 181H257ZM168 179L171 181L172 176H171V179L170 178H168ZM202 179H204V178H202ZM194 180L195 179L193 178V182H195ZM250 180L252 181V179H250ZM258 181H261V180L259 179ZM134 182H133V184H134ZM184 182L181 183L183 186H184ZM188 182H190V181H188ZM173 183H174V181H173ZM122 184H123V187L121 186ZM133 184H132V186H134ZM181 184L179 183V185H181ZM256 184L261 185L260 183H255V185H253V183H252L254 188H255ZM169 185L170 184H167L166 187H168ZM185 185H186V183H185ZM189 186H188V189H189ZM120 187H122V188H120ZM172 187H174V186H172ZM184 187H187V185ZM163 188H165V187H163ZM171 188H169V190H171ZM190 188H191V186H190ZM259 188L261 191V188L263 189L264 187L262 186ZM126 189L127 188H125V190ZM128 189L129 190H126V192L127 191L133 192V191H131L133 189H131V188H128ZM183 189H182V191H185L186 188H183ZM257 189H258V187H257ZM169 190H167V193L162 197L160 206H162L163 208L157 209V213L159 215H168L167 211L164 208L170 209L175 204L173 202V200L175 199L174 198L175 194H173V191L170 192ZM172 190H175V189L173 188ZM178 190L181 191V189H178ZM260 191H258V193H260ZM262 192H261V194H262ZM119 193H120V195L122 194V196H121L122 199H120L121 197H119ZM187 193H189V192H187ZM258 193H256V194H258ZM181 195H184V194L182 193ZM185 195H186V193H185ZM115 197L116 198L119 197L118 199H120V201L118 200V202H116ZM187 197H188V194H187ZM113 198L115 201H113ZM177 198H176V200H177ZM262 198H263V196H262ZM123 201H124V199H123ZM114 202H116L117 204ZM172 202L174 204H172ZM183 202H184V199H183ZM125 203H127V201ZM171 204H172V206H171ZM176 204L178 206L179 203L177 202ZM182 205H183V203H182ZM179 206H181V204ZM183 206H186V204ZM174 207H175V205H174ZM176 208H178V207H176ZM184 208L186 209V207H184ZM181 211L184 214V211L182 209H181ZM74 213H77V214H79V216H81V218L79 217V221L76 220V218H78V216H76L77 215L76 214L75 215L76 218H75ZM146 213H148L149 215H151V213L153 214L152 211L151 212L148 211ZM93 215L94 216L96 215L98 217L94 218ZM90 216H93V217H90ZM145 216H147V214ZM205 216H207V214ZM205 216H203V217H205ZM114 217H116V216H114ZM207 217H209V216H207ZM212 217L214 218V216H212ZM111 219L114 220L115 218L112 217ZM214 220H216V219H213L212 221H214ZM263 220H264V218H263ZM112 221H111V223H112ZM216 221H218V220H216ZM201 222H202V220H201ZM150 223H152V222L150 221ZM17 224H19V223H17ZM153 224H154V222H153ZM217 224H218V222H217ZM213 225L216 227V224H213ZM213 225L210 226L211 227L210 230L213 229ZM113 226H111V227L107 226V227H110V228H108V231H109V229L112 230ZM151 226H153V225H151ZM144 230H147V231H144ZM85 231H87V232L91 231V233H89L88 235H85V233H86ZM213 232H214V229H213ZM213 232L211 231V233H210L211 236H212ZM216 234H217V232H214L213 235L215 237H210V238L214 239V240L212 239L213 243H215V244L219 243V245L221 246L220 243L223 241L220 242V239H219L220 237L216 236ZM207 237H209V236H207ZM221 240H223V239H221ZM104 241H106V242H104ZM148 241H150V240H148ZM184 241H185V244H186V242H188V241H186V239ZM190 242L191 241H189V243ZM209 242L211 243V240H209ZM185 244H184V246H185ZM7 246H9V245H7ZM109 246L107 248H109ZM217 246L218 245H216L215 247L219 248V246L218 247ZM145 247L148 248V251L151 249H153L152 252L155 250H159L160 254H165L164 248L158 247L154 242H152V240L150 241V244L146 245ZM107 248H106V250H107ZM182 248H183V246H182ZM185 248H188V247L185 246ZM216 248H214V244H213V246L211 247L212 253L211 252L210 253L215 254V252L213 253L214 249L216 250V253H218L217 251H221L219 249L217 250ZM102 250H104V249H102ZM106 250H104V251H106ZM159 253H157V256H160ZM221 253H222V251H221ZM44 254H46L47 257H45ZM152 254H154V253H152ZM98 256L99 255H97V256L94 255V257H98ZM212 256H214V255H212ZM215 256H217V254ZM215 256H214V259L216 260L217 257H215ZM210 258H211V255H210ZM54 259L52 257L51 260H54ZM60 260H59V262H60ZM211 260L212 259H210V261ZM218 260H219V255H218ZM240 261H242V258ZM195 263H198V262H195ZM84 264H85V262H84ZM203 264H205V263H203ZM210 264H218V262L216 260V261H214V263L210 262Z\"/></svg>",
    "mask_w": 264,
    "mask_h": 264
}]
</instances>
